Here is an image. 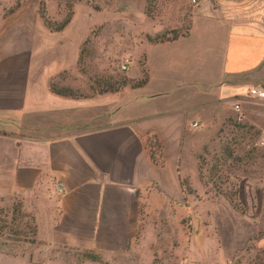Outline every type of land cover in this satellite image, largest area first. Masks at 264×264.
<instances>
[{"label":"crops","instance_id":"1","mask_svg":"<svg viewBox=\"0 0 264 264\" xmlns=\"http://www.w3.org/2000/svg\"><path fill=\"white\" fill-rule=\"evenodd\" d=\"M37 16L26 6L4 16L0 6V212L18 202L40 248H77L107 264H151L157 235L149 224L163 220L164 191H180L181 184L179 169L168 170L160 154L153 161L148 140L177 141L186 111L173 101L159 107L175 90L223 93L238 89L229 82L245 76L264 89V0H219L193 14L185 35L149 43L148 83L130 88L143 94L90 122L78 115L83 103L102 106L100 98L128 87L80 99L52 93L53 76L77 70L83 42L42 43ZM5 241L0 234V264H20Z\"/></svg>","mask_w":264,"mask_h":264},{"label":"rangeland","instance_id":"2","mask_svg":"<svg viewBox=\"0 0 264 264\" xmlns=\"http://www.w3.org/2000/svg\"><path fill=\"white\" fill-rule=\"evenodd\" d=\"M17 1L0 0L4 14ZM44 1L47 15L56 22L67 13L68 1L72 2L71 20L61 33H50L37 16V39L61 46L65 41L75 44L88 38L82 43L83 58L77 70H63L55 79L57 84L84 91L89 90L91 77L121 75L134 80L146 76V48L149 43L154 44L147 36L166 30L169 36L172 30L183 36L190 29L195 12L203 6L213 9L219 2L200 0L194 5L191 0ZM19 2L20 7L35 8L39 14V0ZM147 8L150 15L145 12ZM161 55L165 57L164 53ZM126 57L131 63L122 70L120 65ZM228 85L238 89L229 88L223 93L207 92V88L199 86L175 90L159 107L165 109L173 101L178 102L179 109L186 108L179 117V139L171 142L170 137H165L164 144L156 140L155 153L160 154V163L168 162V170L179 169L190 190L164 191L163 220L149 224V231L153 226L152 232L157 235L151 245L156 264H250L256 251L264 249V100L248 95L254 84L246 76L233 79ZM127 87L120 95L100 98L102 106L83 103L78 115L90 122L124 98L134 99L144 92H133ZM236 101L242 106L240 111L232 107ZM209 103H218V108L212 110ZM193 122L197 125L193 126ZM23 133L32 134L27 130ZM0 220V234L8 249V244L16 248L20 264H107L101 258L90 259L88 251L77 248H40L31 219L18 202L2 207Z\"/></svg>","mask_w":264,"mask_h":264},{"label":"trees","instance_id":"3","mask_svg":"<svg viewBox=\"0 0 264 264\" xmlns=\"http://www.w3.org/2000/svg\"><path fill=\"white\" fill-rule=\"evenodd\" d=\"M147 1L149 2V0H147ZM66 6L68 8L67 13L65 14V16L63 17L62 20L56 22V21L51 20V18L47 15L46 10H45V1L39 0L38 13H39L45 27L50 32H59V31L63 30L68 25V23L70 22L72 14H73L72 13V2L68 1ZM19 7H20V2L18 0L15 3V5L4 15L6 16V15H9V14L15 12ZM145 12L147 13V15H150L148 8L146 9ZM168 33H169V31L166 30L162 33L156 34L155 36L148 35L147 38L152 43H162V42H166V41L175 40L180 36L177 34V32H175L173 30L171 32L172 33L171 36H169ZM87 39L85 40V42H83V44L86 43ZM83 44H82L80 52H79L77 65H80V62L82 61V58H83V50H84ZM81 73H83V71ZM60 74H62V72L53 76L51 78V80L49 81L50 91L56 95H60V96H64V97H68V98H72V99L90 98L96 94H102V93H108V92L115 93V92H119V91L123 90L127 86H129L132 89L141 88V87H144L145 85H147V83H148V74L146 76L140 78V79H134V80L128 79L125 76H121V75H119L117 78H114L112 76L99 77V78L98 77L97 78L91 77L90 79L92 80V83L89 85V90L84 91L82 89L72 87V86L67 85V84H57L55 82V79ZM148 145H149V149L151 150L150 151L151 158L153 159L154 162H156V158H155L154 154L156 152L155 149L158 148L157 147L158 142L156 143L155 139H149ZM201 176H203V175H201ZM184 181L185 180L182 179L180 176V184H181V188H182L183 192L186 190L187 191L190 190L189 186L186 185ZM0 228H1V226H0ZM256 238H258V236ZM256 238L254 237V239H256ZM87 256L90 259L95 260V261L100 260V257L94 253L89 252V255H87ZM151 264H156L155 258L153 259ZM250 264H264V249H259L256 251V253L253 256V259L250 262Z\"/></svg>","mask_w":264,"mask_h":264},{"label":"built area","instance_id":"4","mask_svg":"<svg viewBox=\"0 0 264 264\" xmlns=\"http://www.w3.org/2000/svg\"><path fill=\"white\" fill-rule=\"evenodd\" d=\"M192 3L194 5H197L200 0H191ZM131 63V60L129 57H126L123 62L120 65V68L122 70H126L128 65ZM248 94L250 97L256 98V99H260V100H264V89L261 87H251L248 91ZM232 107L236 110V111H240L242 106L240 104V102L236 101L233 102ZM193 126H196L197 123L193 122L192 123ZM264 143V140H263ZM54 189L56 191L57 194H62L64 192V184L62 181H57L54 183Z\"/></svg>","mask_w":264,"mask_h":264}]
</instances>
